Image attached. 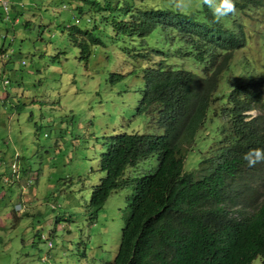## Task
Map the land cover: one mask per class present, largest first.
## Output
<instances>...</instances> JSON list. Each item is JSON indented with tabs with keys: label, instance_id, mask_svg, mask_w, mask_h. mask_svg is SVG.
I'll return each instance as SVG.
<instances>
[{
	"label": "rangeland",
	"instance_id": "1",
	"mask_svg": "<svg viewBox=\"0 0 264 264\" xmlns=\"http://www.w3.org/2000/svg\"><path fill=\"white\" fill-rule=\"evenodd\" d=\"M6 1L7 9L0 5V49L8 54L0 58V264H107L120 244L122 211L134 194V178L153 174L158 159L153 153L127 168L125 185L94 214L88 203L92 187L104 176L100 155L115 134L163 133L155 111H135L145 68L161 64L204 77V63L181 54L182 41L169 26L157 25L142 41L96 21L98 14L92 15L83 0ZM107 1L120 18L136 9L181 13L174 0ZM184 14L214 20L202 0H192ZM221 22L236 30L241 25L246 44L220 76L214 94L219 100L213 103L217 112L231 80L264 77V9L236 7ZM73 25L89 30L99 42L83 34L74 41ZM82 39L87 53L78 44ZM218 123L209 118L199 130L184 162L186 171L195 169L218 138ZM15 153L21 178L11 184L5 177ZM252 178L237 179L252 192L229 203L232 210L251 213L264 199V170ZM250 264H260V258Z\"/></svg>",
	"mask_w": 264,
	"mask_h": 264
},
{
	"label": "trees",
	"instance_id": "2",
	"mask_svg": "<svg viewBox=\"0 0 264 264\" xmlns=\"http://www.w3.org/2000/svg\"><path fill=\"white\" fill-rule=\"evenodd\" d=\"M83 1L89 3L92 15L98 14L96 21L110 23L117 33L138 35L142 41L157 25L174 28L182 41L181 54L204 63L205 71L204 77H197L189 70L161 64L145 68L135 111H155L163 133L115 134L101 153L99 170L104 176L92 187L88 203L94 214L113 191L125 185L127 168L153 153L158 159L153 174L134 178V194L122 211L120 244L107 264H250L257 257L264 264V199L256 202L251 213L234 211L229 205L251 189L237 179H254L256 171L264 170V163L250 168L243 159L250 149L264 148V77L231 80L218 112L213 107L219 100L214 94L221 74L234 52L246 44L243 27L236 30L209 16V21H198L169 10L136 9L120 18L111 12L110 1ZM235 3L243 12L264 9V0ZM69 27L74 41L83 34L89 35L90 42H99L89 30ZM78 44L88 52L85 39ZM251 110L257 114H246ZM213 117L219 119L218 138L195 169L186 171L184 162L197 134ZM5 179H11V184L19 181L10 166Z\"/></svg>",
	"mask_w": 264,
	"mask_h": 264
},
{
	"label": "clouds",
	"instance_id": "3",
	"mask_svg": "<svg viewBox=\"0 0 264 264\" xmlns=\"http://www.w3.org/2000/svg\"><path fill=\"white\" fill-rule=\"evenodd\" d=\"M202 4L211 9L214 22L216 23H220L226 16L234 14L236 11L235 0H202ZM174 5L178 11L184 13L185 10L192 7V0H174ZM252 111H254L255 114H250ZM246 114L255 116L257 112L251 110L247 111ZM243 159L250 168L255 167L257 164L264 163V148L250 149L248 152L244 153Z\"/></svg>",
	"mask_w": 264,
	"mask_h": 264
},
{
	"label": "built area",
	"instance_id": "4",
	"mask_svg": "<svg viewBox=\"0 0 264 264\" xmlns=\"http://www.w3.org/2000/svg\"><path fill=\"white\" fill-rule=\"evenodd\" d=\"M0 5L4 8L7 9V1L6 0H0ZM78 21V20H77ZM87 21L89 22L90 19L88 18ZM6 57H8V54L6 51L0 52V58L1 59H5ZM22 64H24V61H22ZM4 85H6L8 83L7 80L3 81ZM14 161L11 162L10 164V168L13 174V178L15 180H18L20 177V173H19V167L18 164L16 162V160L18 159L19 155L17 153L14 154ZM6 182H11V179L9 181H7V179H5ZM53 209L55 208L53 205L51 206Z\"/></svg>",
	"mask_w": 264,
	"mask_h": 264
},
{
	"label": "crops",
	"instance_id": "5",
	"mask_svg": "<svg viewBox=\"0 0 264 264\" xmlns=\"http://www.w3.org/2000/svg\"><path fill=\"white\" fill-rule=\"evenodd\" d=\"M3 154H4V153L1 154V152H0V159H2ZM19 205L21 206L22 204H19ZM23 211H24V214H28V213L24 210V207H23ZM23 211H22V212H23ZM25 212H26V213H25Z\"/></svg>",
	"mask_w": 264,
	"mask_h": 264
}]
</instances>
